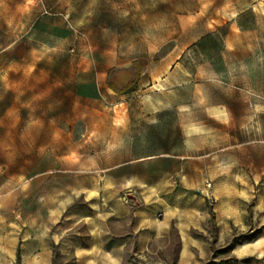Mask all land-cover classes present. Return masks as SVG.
I'll use <instances>...</instances> for the list:
<instances>
[{
	"label": "rangeland",
	"instance_id": "obj_1",
	"mask_svg": "<svg viewBox=\"0 0 264 264\" xmlns=\"http://www.w3.org/2000/svg\"><path fill=\"white\" fill-rule=\"evenodd\" d=\"M105 194L167 222L152 264L189 221L197 264H264V0H0V264H75Z\"/></svg>",
	"mask_w": 264,
	"mask_h": 264
},
{
	"label": "crops",
	"instance_id": "obj_2",
	"mask_svg": "<svg viewBox=\"0 0 264 264\" xmlns=\"http://www.w3.org/2000/svg\"><path fill=\"white\" fill-rule=\"evenodd\" d=\"M96 206L99 209H96ZM97 213L98 218L91 221L93 215ZM185 213L190 219L193 216L197 217V211L187 209ZM199 214H202L201 209ZM135 215H139V212L131 205L123 203L117 194L108 197L105 194L104 198L98 199L97 204L92 208H87L85 203L82 207L70 208V255L73 256L74 263L134 264L130 262V259L136 255L147 264H152L150 262L152 257L147 250L150 239L154 235L162 236L168 224L167 222L161 224L151 222L148 226L149 222H145L142 225L145 228L139 235L138 227L133 225ZM123 221H126V225L130 227L125 233L120 230ZM80 223L86 227L87 231L81 232L77 229ZM198 226V222L193 223V221L184 222L180 226L182 248L176 264H197L202 260L203 240L200 235L193 233ZM157 263L164 264V261Z\"/></svg>",
	"mask_w": 264,
	"mask_h": 264
},
{
	"label": "trees",
	"instance_id": "obj_3",
	"mask_svg": "<svg viewBox=\"0 0 264 264\" xmlns=\"http://www.w3.org/2000/svg\"><path fill=\"white\" fill-rule=\"evenodd\" d=\"M111 88L115 89V87L113 85L110 86Z\"/></svg>",
	"mask_w": 264,
	"mask_h": 264
}]
</instances>
